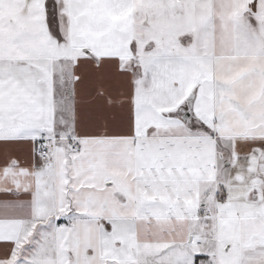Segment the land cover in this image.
<instances>
[{"label": "snow or ice", "instance_id": "obj_1", "mask_svg": "<svg viewBox=\"0 0 264 264\" xmlns=\"http://www.w3.org/2000/svg\"><path fill=\"white\" fill-rule=\"evenodd\" d=\"M0 264H264V0H0Z\"/></svg>", "mask_w": 264, "mask_h": 264}]
</instances>
